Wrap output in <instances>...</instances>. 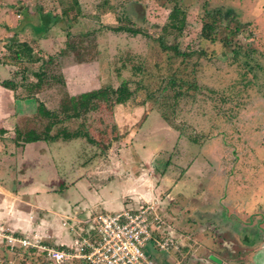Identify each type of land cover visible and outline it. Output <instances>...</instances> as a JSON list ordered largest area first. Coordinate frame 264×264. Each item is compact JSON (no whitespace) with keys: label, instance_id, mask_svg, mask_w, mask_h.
Returning <instances> with one entry per match:
<instances>
[{"label":"rangeland","instance_id":"rangeland-1","mask_svg":"<svg viewBox=\"0 0 264 264\" xmlns=\"http://www.w3.org/2000/svg\"><path fill=\"white\" fill-rule=\"evenodd\" d=\"M175 7L180 32L168 17ZM214 9L222 20L209 41L200 27ZM44 16L59 19L53 42L62 43L52 53L39 50L52 58L41 88L28 92L59 117L61 106L77 109L49 131L76 137L46 142L51 163L43 147L26 150L12 139L15 128L40 132L54 118L30 104L33 114L14 127L0 122V186L18 188L0 199V264H53L31 244L58 247L54 238L70 237V228L80 234L84 220L144 204L158 216L153 236L175 241L166 250L143 248L158 264H218L209 254L221 264H264V0H0L2 21L40 26ZM118 25L145 35L111 30ZM159 36L185 55L163 51ZM40 62L8 70H35ZM8 76L0 81L21 75ZM24 76V83L35 80L31 71ZM122 83L129 94L118 101ZM34 153L43 159L33 162ZM5 234L30 245L9 250Z\"/></svg>","mask_w":264,"mask_h":264},{"label":"built area","instance_id":"built-area-1","mask_svg":"<svg viewBox=\"0 0 264 264\" xmlns=\"http://www.w3.org/2000/svg\"><path fill=\"white\" fill-rule=\"evenodd\" d=\"M150 204L140 205L131 210L123 208L115 212L99 213L84 220L87 227L76 235L73 244L66 249L31 244L53 264H63L73 259L87 264H158L146 254L147 243L160 250H166L175 241L171 236L154 237L151 229L159 228L158 216ZM90 221V222H89ZM66 226V221L62 222ZM69 231H74L70 228ZM7 248L30 245L24 237L3 235Z\"/></svg>","mask_w":264,"mask_h":264},{"label":"trees","instance_id":"trees-1","mask_svg":"<svg viewBox=\"0 0 264 264\" xmlns=\"http://www.w3.org/2000/svg\"><path fill=\"white\" fill-rule=\"evenodd\" d=\"M178 8L175 7L171 12H169L168 17H170V19L174 20L175 22H179V23H175V30H177L178 32L181 31L182 27H183V17H180L178 14ZM204 19L201 22V27H200V37L202 39H206L209 41H213L214 40V35L215 32H217V26L218 23L220 22L222 14L220 12L219 9H214L212 10V12L209 11H205V14L203 15ZM112 31L115 32H119V31H125V32H129L130 34H138L141 33L143 35H145V33L137 27H129V26H123V25H118L116 27H113L111 29ZM238 30V26H235L229 30H227V32L225 33V38L223 39V43L224 45L229 44L230 40L227 37H234L237 34ZM158 43L160 48L163 51H172L173 54L175 55H185L184 52H181L177 49L176 45L172 44H165V42L162 41V38L159 36L157 37ZM41 49L38 48V50H36L35 48H33V46L30 44V42L28 41H19V40H15L14 42H10L6 47H5V51H6V55L4 56V60L2 59V62L8 65H13L16 64L18 62H26L29 64H33L35 62L41 61L40 63L42 64V66L37 67L35 70L32 68H28L29 66H22L21 69H16V70H12L11 74L12 76H16V75H21L20 76V80L18 82L9 79V80H1L0 81V85H2L5 88L11 89V90H15L17 88H27V92L29 91L30 88H32L33 90H38L41 88V86L44 83V80L46 79V75H45V69H44V65H46V63L51 60L52 56L50 54H47V57L45 59H42L40 57V51ZM1 61V60H0ZM32 69V70H30ZM31 71V75L35 78V80L33 82H26L24 83V72H29ZM125 83H122V85L119 87V89L117 90L116 94V99L118 101L123 100L125 98L126 95L129 94V92L126 91L125 88ZM175 82L173 79L168 78L167 80V85L168 87L173 88ZM112 92L116 91L112 90ZM30 93V92H29ZM120 96H122L120 98ZM32 97L35 99V97L32 95ZM90 98L91 95H87L86 98ZM81 103H83L81 101ZM85 103V102H84ZM76 111H78L77 109L73 108L70 106L67 107L66 105L61 106V117H59L58 113L53 112L47 108H45L44 104L40 101V100H36V112L45 118H54L55 121H51L49 124H47L44 129L40 132H37L33 129L30 130H26V131H19L18 129H14V135H13V145L14 146H22L25 143H30V142H35V141H55L57 139H61V140H68L71 139L73 137H76V132H69L64 128H60L58 130H56L53 134H50V127L53 126L56 122L59 123L60 121L64 120V119H68L71 117H75L76 116ZM4 132L3 129L0 128V134H2ZM57 248L59 249H66L67 247L65 246H58Z\"/></svg>","mask_w":264,"mask_h":264},{"label":"crops","instance_id":"crops-1","mask_svg":"<svg viewBox=\"0 0 264 264\" xmlns=\"http://www.w3.org/2000/svg\"><path fill=\"white\" fill-rule=\"evenodd\" d=\"M21 12V11H20ZM19 12V13H20ZM8 17V16H7ZM56 16L52 17V16H44V19L41 21V25L40 26H35V24H31L29 21H26V25H24V23H20L17 22L15 23V21L11 20L10 22H7V20L2 21L0 19V45H5V39L7 40L8 37H11L12 35L16 38H19V41H28L31 39L33 41V44L37 45L38 48L42 49L44 52H54V49H57L60 47L61 45V41L60 44H55L53 42L54 36L56 34L55 30V23L56 21H58V18H55ZM48 19H51V23L49 22ZM55 20V21H54ZM54 21V22H52ZM23 37V39H22ZM57 38H59L58 36H55ZM25 38V40H24ZM26 38H30L28 40H26ZM37 39V43H34V40ZM59 46V47H58ZM5 46H0V49L4 50ZM0 66H2V79H6L7 77L10 78L8 75L10 72H12V70H8L10 65L5 64L0 62ZM8 71H10L8 73ZM17 89H21V88H17ZM25 89V91H27V88H23ZM36 93V92H35ZM35 93L33 94L34 97H36ZM16 89L13 91L11 89L5 88L2 85H0V122L3 128L5 127H14L15 122L19 120L20 117L22 116H29L31 114H33L32 111H29V106L30 104L33 105V110L35 109V99L32 97V95L27 92L24 96H17L16 95ZM4 133V132H3ZM48 142V141H47ZM36 146H39V148L43 147L44 150V155L43 158L46 161H49L52 163V158L51 156L48 154L49 150H47V144L46 141H35V142H30V143H25L23 147H27L26 150L29 149H33L35 150ZM49 149V148H48ZM34 152V151H33ZM46 152H48L46 154ZM46 156V157H45ZM42 155H40V153L36 154L34 153L30 160H33V162H37L38 160H41ZM42 158V159H43ZM7 166V165H6ZM41 183H44V181H42ZM17 187H13L10 186L9 189L10 190H4V187H2V185L0 186V199L4 198L6 199H10L11 197L16 196V192L18 190H16ZM16 190V191H15ZM29 198H32V196ZM124 200V199H122ZM125 205V204H124ZM121 208H125V207H121ZM119 209L114 210L118 211ZM18 211L14 212L12 211V216H17ZM19 216V215H18ZM13 226L18 225V223L16 222H12ZM65 226H63L64 228ZM87 227V226H84ZM65 229V228H64ZM66 230L67 233L70 234V237L68 236H64L63 238L59 239H55V242L58 243L59 246H65V247H69L73 244V241L76 239V234Z\"/></svg>","mask_w":264,"mask_h":264},{"label":"water","instance_id":"water-1","mask_svg":"<svg viewBox=\"0 0 264 264\" xmlns=\"http://www.w3.org/2000/svg\"><path fill=\"white\" fill-rule=\"evenodd\" d=\"M208 258H209L210 260H212L213 262H216V263H218V264H221V263H222L221 260H220L217 256H215V255H213V254H209V255H208Z\"/></svg>","mask_w":264,"mask_h":264}]
</instances>
